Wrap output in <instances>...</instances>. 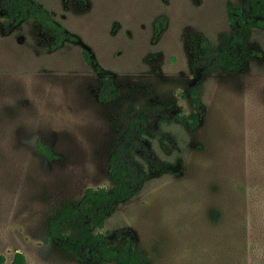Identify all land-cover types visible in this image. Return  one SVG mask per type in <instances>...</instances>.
Instances as JSON below:
<instances>
[{
	"label": "rangeland",
	"instance_id": "1",
	"mask_svg": "<svg viewBox=\"0 0 264 264\" xmlns=\"http://www.w3.org/2000/svg\"><path fill=\"white\" fill-rule=\"evenodd\" d=\"M37 1L47 24L0 10L4 264L20 252L98 264L49 223L86 189L112 188L111 157L140 117L124 158L144 180L94 230L136 240L152 264H264V26L243 29L239 71L215 60L234 50L232 11L251 0Z\"/></svg>",
	"mask_w": 264,
	"mask_h": 264
},
{
	"label": "trees",
	"instance_id": "2",
	"mask_svg": "<svg viewBox=\"0 0 264 264\" xmlns=\"http://www.w3.org/2000/svg\"><path fill=\"white\" fill-rule=\"evenodd\" d=\"M0 10H4L6 15L16 22L29 18H35L45 24L48 22V13L37 0H2ZM232 20L238 29L235 36L237 46L226 54L216 55L215 60L227 70L237 72L243 65L242 31L256 25L264 26V0H251L248 12L233 10ZM48 24L61 42L63 28L50 21ZM104 84L109 89L114 88L108 80ZM143 120L144 117H140L132 121L126 140L111 157L109 176L113 182L112 188L86 189L77 207L69 206L59 216L50 220V238L63 243L83 260L92 258L98 264H152L149 256L138 249L136 240L128 237L122 243L115 244L107 234L94 230L105 227L106 220L116 205L134 195L144 180V174L135 172L124 158V154L132 152V138L139 131ZM38 149L49 159L56 157L42 142L38 143ZM70 226L75 232L72 236H66L63 231ZM4 263L5 257L0 256V264ZM14 264H26L25 255L17 253Z\"/></svg>",
	"mask_w": 264,
	"mask_h": 264
}]
</instances>
